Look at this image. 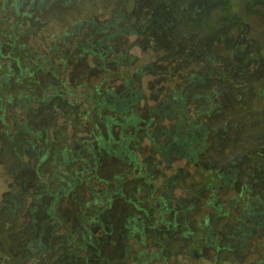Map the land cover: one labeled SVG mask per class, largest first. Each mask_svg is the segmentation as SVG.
<instances>
[{"label": "trees", "instance_id": "obj_1", "mask_svg": "<svg viewBox=\"0 0 264 264\" xmlns=\"http://www.w3.org/2000/svg\"><path fill=\"white\" fill-rule=\"evenodd\" d=\"M17 6L16 0H0V127L17 148L26 145L37 156L36 168L24 167L34 172V184L42 179L41 167L63 169L57 178L66 184L53 191L38 182L21 229L27 260L46 253L49 264H110L101 236L115 216L103 215L119 198L128 211L122 213V264H264V202L254 204L244 189L226 209L217 192L236 180L234 172L202 161L210 147L203 116L216 106L191 109L201 94L192 101L185 95L199 88L192 84L199 75L189 73L184 86L159 88L156 102L146 97L142 80L158 71L144 67L138 74L133 57L122 60L121 23L105 22L92 37V21L75 19L87 8L74 1L45 10ZM60 10L64 14L48 17ZM66 20L72 30H56ZM180 160L195 168L203 184L176 201L177 184L187 173L186 166L175 167ZM111 165L119 173L101 176ZM97 185L104 192L93 189ZM63 194L75 203L71 226L68 215L59 217L54 209ZM96 204L103 208L91 216Z\"/></svg>", "mask_w": 264, "mask_h": 264}, {"label": "rangeland", "instance_id": "obj_2", "mask_svg": "<svg viewBox=\"0 0 264 264\" xmlns=\"http://www.w3.org/2000/svg\"><path fill=\"white\" fill-rule=\"evenodd\" d=\"M73 1L78 3L81 8H87L81 9L82 12L78 11L79 16L72 12L76 15L75 19L84 15L85 24L92 21L95 16L98 17L99 22L105 23L106 20L113 17L115 12L126 13L129 18L135 11L138 1L143 3V5H141L142 3L139 5L140 8L144 5H151L159 11L172 5L177 7L183 5V8L176 10L174 16L170 18H167L168 13L164 14V19V15H159L158 35H155L152 41L156 44V49L151 46L146 48L141 44V41L147 38L146 35L139 37V35L129 33L122 39V51L126 47L131 48L129 56L141 57L143 65L156 62L157 74H146L142 80L143 92L146 97L156 102H159L161 98L158 93L159 88L184 86L187 76L194 69L204 76V69H201L203 65H206L209 70L211 68L210 71L219 67L218 70L221 74L215 73L213 77L205 75L206 80L203 78L204 81L196 85L199 88L189 94V101H192L193 94L215 89L219 91V94L216 92V95H213L215 110L209 116H203L207 120L210 130L208 139L210 147L202 155V161L204 164L211 161L215 164L213 166L220 165L223 169H231L236 174V180L230 178L228 180L230 184L226 186V189L217 192L219 204L221 203L226 209L229 208L231 198L244 189L251 194L254 204H263L264 0ZM192 2L194 5L190 4ZM178 12L181 14L178 15ZM56 13L61 14L63 10L49 14L48 17L60 16ZM68 17H71V13L68 14ZM137 20L135 16L130 19L131 27ZM175 20L176 23L170 27L168 22L173 23ZM73 21L75 20L73 19ZM167 25L170 33L162 34L161 31L166 30ZM3 27L0 23V31ZM55 28L56 30L71 31L72 25L66 20L62 28ZM139 30L141 31V28ZM49 32L51 30L47 29L40 33L37 37L38 44H40L39 38L43 39ZM49 38L47 37V39ZM174 49H177L175 54L172 53ZM199 50L200 53L202 52L201 54ZM172 54L176 56L174 61ZM173 76L175 79L171 82ZM148 103H152V100H149ZM197 103L199 104L198 101H196ZM198 104L191 106V109L200 110L201 105ZM57 125H62V123L58 122ZM3 131V128L0 127V240L3 242L4 253L11 258L10 264H26L29 256L24 254L25 233L21 229L25 222L28 223L27 210L33 200L32 195H37L40 191L37 185L40 180L37 179V184H34L31 181L34 172L27 171L25 168H31L33 165L36 168L38 158L26 145L22 150L17 148L12 139H6ZM185 166L186 162L183 160L175 164V167L183 168ZM186 167V176L177 184L174 192L176 201L179 197L188 195V188L193 187L195 188L193 191H195L203 184L195 168L188 165ZM48 168V170L42 171L41 167L40 173L43 174L40 182L47 183L53 191H56L59 184L65 186L66 184L58 182L57 178L63 174V169H55L56 172H53L51 167ZM65 169L68 170V168ZM119 171L118 166L112 167L111 165L103 167L100 175L111 177ZM93 189L104 192L103 185L93 186ZM8 193L9 196H5ZM82 193L87 201L90 198L87 190H83ZM74 195H77V190L73 192L72 196ZM72 196L67 197L63 194L62 197H58L54 207L59 217L68 215L69 221L67 222L70 226L73 224L71 216H73L75 204L72 201ZM44 198L46 200V197ZM10 199L18 200L19 206L10 205L11 208L6 209L5 206L8 205ZM51 200H53L52 197H47V202ZM100 208H103L101 204L93 205L89 214L96 215ZM263 208L259 210H263ZM15 210L17 215L14 213ZM126 212L128 211L122 200L115 198L112 208L103 215V217L115 216L112 220L107 221L101 236V240L105 242L102 246V253L106 257H111L110 264H122V213ZM111 227L114 232L108 233L112 230ZM51 258V255L43 253L39 259L31 255L29 261L30 264H49Z\"/></svg>", "mask_w": 264, "mask_h": 264}, {"label": "flooded vegetation", "instance_id": "obj_3", "mask_svg": "<svg viewBox=\"0 0 264 264\" xmlns=\"http://www.w3.org/2000/svg\"><path fill=\"white\" fill-rule=\"evenodd\" d=\"M16 3L18 4L17 8L20 10H23L25 8L34 9L36 7V5L40 9L45 10V9L54 8V7H56V5H62V4L65 5L66 7H70L72 5L73 1L72 0H63V1L62 0H29V2H28L27 0H20V1L16 0ZM141 3L142 2H140V1L137 2V7L135 8V11L132 13V15H130L131 17L129 16V18H128L126 13L120 14V13L115 12V13H113V17L106 20L105 22L107 23L108 27H110L112 24L118 25V23L119 24L121 23L122 26L119 27V31L122 34V39L124 38V36L126 34H129V33L135 34L136 36L139 35V37L142 35H146L147 38L144 39L143 41H141V44H143L144 47H146V48H149L151 46L154 49H156L155 48L156 44L152 43V41H153L155 35L156 36L158 35L157 32L159 30V22H158L159 15H164V14L166 15V13H168L167 18H170V17L174 16V13L176 12V10H178V9L181 10L183 8V5H180L179 7H177L176 5H172V6L167 7L166 9L159 11L156 9V7L154 8L151 5H149V6L144 5L142 8H140L139 5ZM190 4L194 5L193 2ZM141 5H143V3ZM169 11H171V12H169ZM180 14L181 13L178 12V15H180ZM165 15L163 16V19L165 18ZM133 16L137 17L138 20L135 23V25H133V27H131L130 19L133 18ZM178 20H177V22H178ZM143 21H145V22L143 23ZM174 23H176V20L173 23L171 21L168 22L170 27H172L174 25ZM104 24L105 23H101L98 21V17H96V16L93 17L92 23L90 26L91 36L96 37L97 35H99L100 32H99V29H97V26L100 27ZM139 28H141V31L139 30ZM161 33L168 35L170 33L169 26L167 25L166 30L161 31ZM106 38L107 37H105L102 42H104V40H106ZM219 40H222V39H219ZM122 44H123V42H122ZM176 51H177V49H174L172 51V53L175 54ZM130 52H131V48L126 47L122 51V60L129 57ZM199 53H200V50H199ZM168 56H167V59H168ZM173 56H174L173 57V61H174L176 59V56L175 55H173ZM131 57L134 58V60L132 59V61H133L132 65L134 64V67L136 69V72H138V74H142V72L144 71V69H143L144 67H148L149 69H155L156 71H158V67H157L155 61L143 65V64H141V57L133 56V55H131ZM167 68H169V67H167ZM218 68L219 67H215L214 71H210L212 69L210 68V70H209L206 67V65L201 66V69H204V72H203L204 76L200 75V73L196 69H194L193 71H191V73L192 74L197 73L199 75V77L202 79H200V78L197 79L194 77V81H192V84L196 86L200 82L204 81L203 78H205V75H207L208 77H213V74H215V73H217L218 75L221 74L219 72ZM174 72H175V70H174ZM189 78H191V77H189ZM197 80H199V81L197 82ZM205 80H206V78H205ZM140 81H141V79H140ZM216 92H218V94H219V91H217V89H215L214 91L213 90L204 91L203 93H200L201 94L200 96L199 95L197 96V98L195 100H197L199 103L204 104L203 107L201 108L202 111L208 112L211 109L210 107L215 101L213 95H216ZM185 96H186V98H188L189 97L188 93ZM232 176L236 177V174L232 173ZM5 196H9V193L6 194ZM12 201H14V199H10L8 205H11L13 203ZM23 241H24V245H23V248H24V247H26L27 239L24 238ZM24 254L26 255L27 252L25 251ZM10 262H11V258L9 255H6L4 253L3 242L0 240V264H10ZM26 264H30V261L28 260Z\"/></svg>", "mask_w": 264, "mask_h": 264}]
</instances>
